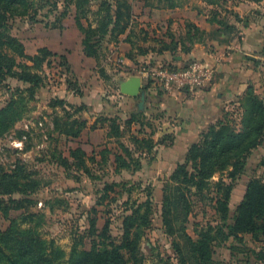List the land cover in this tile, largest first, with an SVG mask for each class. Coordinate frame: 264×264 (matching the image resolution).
Wrapping results in <instances>:
<instances>
[{
	"label": "rangeland",
	"instance_id": "rangeland-1",
	"mask_svg": "<svg viewBox=\"0 0 264 264\" xmlns=\"http://www.w3.org/2000/svg\"><path fill=\"white\" fill-rule=\"evenodd\" d=\"M91 1L94 13H88V17L95 26L98 17L96 11L102 0ZM76 2L77 0H73L68 8V14L60 19L62 8L59 6L58 9H53L46 1L42 3L44 8L39 10L34 20H29V17L22 13L8 14L9 17L0 30V35L8 44L7 48L4 46V51L0 52L15 59V69L22 71L23 67L19 65L27 64L44 76V81L34 87L14 76H7L0 81V108L10 101L17 100L22 112L21 118L0 134V177L4 173H11L17 164H22L26 167V172L30 173L32 180L37 183L35 191L29 195L32 202L28 203L26 208L12 209L8 217L0 210V237L9 233L30 240L34 234L35 238L41 239L47 246L53 242L56 255L61 261L69 259L74 243L79 244L77 250L81 252H90L93 245L102 248L109 240L121 244L122 221L124 214L128 213L125 211L124 202L129 197L130 201H133L147 193L144 189L147 183L142 185L138 183L140 173L143 171L121 173L109 167L105 168L102 156L99 155L97 158L95 155L94 159H89L76 151V147L85 144V141L67 138L58 133L55 121L59 118L58 126L62 128V123L68 122L64 119L67 112L74 114L75 118H82L83 115L101 120L105 115V108L97 111L93 110L95 106L92 104H89L90 106L73 104L75 108L56 104V99L69 102L68 95L71 91L75 93L72 89L68 90V80L79 86L76 73L73 71L69 73L59 64L61 60L54 56H50L49 61L47 63L44 61L39 68H35L34 61L28 58L38 54L40 48L47 47L44 44H53L54 41L59 42L62 39L60 32L63 27L65 28L63 21L68 25H77ZM101 45L102 52L97 65L104 71L105 41ZM17 49L22 50L23 54H19L20 51ZM102 76L105 81V72ZM94 80L92 74L86 83L91 82L90 86L93 87ZM251 85L264 101V73L258 84ZM81 86L80 84L78 88L81 89ZM78 95L79 93H75V96ZM100 95L105 103V89ZM81 105L84 106L77 112L76 107ZM22 140V145L17 146L16 143ZM86 144L89 149L88 155H92L91 145ZM73 150L76 152L75 159L71 153ZM263 156L264 141L253 150L244 173L235 181L226 218L214 208L216 202L211 193L215 187L212 183L209 182L203 196L191 197L192 210L184 222L188 237L198 242L207 231L214 236V229L219 225L224 226L227 231L226 226L233 223L235 209L241 201L248 181L254 176L264 180V169L261 166ZM66 158L69 160L65 161ZM163 171L158 177L155 176V179L152 178L154 188L151 187L155 192L153 209L147 219L142 221L143 228L136 246L138 256L142 264H200L193 254V245L187 241L184 232L166 231L160 208L164 179L169 169ZM227 175V171L218 172L210 181H217L221 177L230 181ZM158 180L160 184L157 183ZM105 181L116 182L118 185L115 192H110L111 198L101 201L99 199L104 193ZM0 197L8 196L0 194ZM13 197L21 198L22 195L15 193ZM113 197L116 199L112 200ZM25 214L33 216L30 221H22L21 218ZM11 220L17 222L13 224ZM106 222H109L110 239L102 237V229ZM214 237L218 239L211 242V264H264L263 240L254 239L251 234H245L240 239L219 237L217 233ZM133 247L122 249L128 263L132 262L133 255L130 250ZM48 248L50 247H45L46 250Z\"/></svg>",
	"mask_w": 264,
	"mask_h": 264
},
{
	"label": "trees",
	"instance_id": "trees-1",
	"mask_svg": "<svg viewBox=\"0 0 264 264\" xmlns=\"http://www.w3.org/2000/svg\"><path fill=\"white\" fill-rule=\"evenodd\" d=\"M44 1L49 3L53 9L62 8L60 18L68 14V8L73 3V0H0V30L7 21L10 15L25 14L29 20H34L39 10L44 8ZM165 1L171 6L180 4L184 0H158ZM216 4L220 0H208ZM259 1V0H254ZM41 4V5H40ZM225 9V8H224ZM76 24L82 31L83 38L81 44L85 53L88 56L99 59L101 55V44L103 41H117L119 36L126 32L132 25L133 8L130 0H102L99 8L96 11L98 17L96 25L93 26L89 20L88 13H94L93 3L91 0H77L76 2ZM211 21L218 23L221 30L225 33H233L236 31V26L222 18L219 9L212 10ZM238 21H242L238 15H235ZM85 20V22L83 21ZM60 21V20H59ZM189 34L187 39L193 41V38H202L204 32L193 23H187ZM194 32L193 35L191 32ZM4 46L7 48L3 37L0 35V51H4ZM189 50V47H185ZM7 49H5L6 51ZM19 54H23L22 50ZM142 51V50H140ZM50 56L59 58V64L66 68L69 73H72L67 57L64 54H58L51 51L48 47L39 49L38 54L29 56L28 58L34 61L35 68L42 66L44 61L47 63ZM16 61L13 57H8L5 53L0 52V81L7 76H14L18 79L29 83L31 86L40 85L44 81L42 73L33 70L27 64H21L22 71L15 69ZM104 73V71H102ZM69 89L75 93L81 94L76 83L68 80ZM78 90V91H77ZM77 91V92H76ZM56 104L63 107H74L73 104L64 99H56ZM84 105L76 107L79 112ZM237 109L227 111L224 118L219 119L216 123L211 124L204 130L200 138L191 144L186 154L185 160L179 163L173 173L164 181L162 205V219L166 231L169 233L177 230L184 232L187 241L193 245V254L200 264H211V242L218 239L214 236L229 238H241L245 234H251L254 239L264 241V180L260 177H252L246 186V190L242 200L238 203L233 218V223L226 226H217L214 236H211L210 231H207L199 239L198 242L193 241L185 233V225L187 215L192 210V196H203L204 192L209 187V184L215 187L212 191V196L216 202L215 210L225 217L229 212V201L232 195L236 179L242 175L247 167L248 158L259 145L264 141V101L256 93L253 85H249L245 93L239 99ZM140 114L132 115L131 119L125 122V126H129ZM19 101L13 100L0 108V134L7 131L10 126L21 118ZM65 120L68 122L62 123V128L58 126L59 118L56 119L58 133L65 135L67 138L77 139L80 137L81 131L88 126V120L81 117H74V114L67 112ZM61 120H63L61 118ZM96 121L102 123L108 122L109 135L119 139L123 136L125 129L121 128L122 121L119 114L105 116ZM75 125V126H74ZM96 123L92 125L95 127ZM76 129H74V127ZM73 127V129H72ZM132 141L137 146H144L147 150L153 147V140L143 138L139 140L132 137ZM118 147L121 152L115 154L116 166L114 171L122 169L128 171H136L141 168L139 157L133 154V151L123 142H118ZM77 152H81L82 156L89 159H94L95 153H88L78 145ZM72 155L76 158V152L73 150ZM98 155L102 156L103 161L107 159L105 148ZM69 159L66 158L65 161ZM261 166L264 169V156L261 161ZM227 171L228 179L221 177L217 181L211 182L210 179L214 174ZM210 182V183H209ZM118 183H109L105 181L103 195L99 200L105 201L111 198L110 192H115ZM140 185H142L140 183ZM37 183L32 180L30 173L26 172V167L22 164H17L11 173H4L0 177V194L8 197H0V210L8 217L12 209L26 208L27 204L32 202L29 195L35 191ZM146 198L141 200L140 197L130 201V197L125 201V211L122 225L123 234L121 244L113 240H109L102 248L93 245L90 252H81L77 250L78 243H74L70 257L67 261H61L54 248L53 242L48 246L41 240L33 237L28 239L19 238L16 235L9 233L3 234L0 237V264H142L141 258L138 256L136 248L141 230L142 222L147 216L152 213L153 209V188L150 184L146 187ZM19 193L21 198L13 197V194ZM203 198V197H202ZM116 198H112L115 200ZM32 215L25 214L21 218L22 221H30ZM17 222L11 220V223ZM93 226L95 220H92ZM102 237L110 239L109 222L105 223L102 229ZM32 234V233H29ZM44 243V245H42ZM133 255L132 262L128 263L122 252L123 248H130ZM45 247H50L47 250ZM180 251L182 249L177 245ZM49 250V251H48Z\"/></svg>",
	"mask_w": 264,
	"mask_h": 264
},
{
	"label": "crops",
	"instance_id": "crops-1",
	"mask_svg": "<svg viewBox=\"0 0 264 264\" xmlns=\"http://www.w3.org/2000/svg\"><path fill=\"white\" fill-rule=\"evenodd\" d=\"M130 1L133 8L131 27L117 41L105 43V81L103 68L97 65L98 59L84 51L77 25L63 21L62 39L44 46L54 53L66 55L79 86L82 85L78 96L68 89L71 94L67 100L71 104H92L93 110L97 111L105 108V116L118 113L121 128H126L123 136L117 139L109 135L108 122L82 115L83 119L89 118L88 126L79 137L85 141L82 148L88 153L86 143H89L91 153L97 158L105 148V168L114 169L115 154L121 152L118 142L125 143L141 162V168L135 171H143L138 183H147L154 188L152 178L169 169L164 181L168 179L176 166L184 162L189 147L201 133L224 118L227 111L237 109L248 86L258 84L264 73V0H220L216 4L208 0H184L174 6L158 0ZM213 9H219V15L235 25L236 31L227 34L218 23L211 21ZM189 22L204 32L202 38H193L192 42L187 39ZM191 58L203 59L215 68L214 80L196 94L168 93L153 85L142 72L143 68L153 69L165 64L182 66ZM92 74L95 78L93 87L91 82L86 83ZM136 77L141 79V91L144 92L142 107L140 94L132 96L124 91L126 82ZM104 89L105 103L100 97ZM136 112H140L138 117L125 126ZM132 137L139 140L150 137L152 149L137 146ZM127 171L122 169L121 173ZM144 198L145 195L140 196L141 200Z\"/></svg>",
	"mask_w": 264,
	"mask_h": 264
},
{
	"label": "built area",
	"instance_id": "built-area-1",
	"mask_svg": "<svg viewBox=\"0 0 264 264\" xmlns=\"http://www.w3.org/2000/svg\"><path fill=\"white\" fill-rule=\"evenodd\" d=\"M142 72L153 85L160 86L168 93L182 91L196 94L205 89L215 78V68L199 58H191L182 66L165 64L153 69L143 68ZM22 143L23 140L16 145L21 146Z\"/></svg>",
	"mask_w": 264,
	"mask_h": 264
},
{
	"label": "water",
	"instance_id": "water-1",
	"mask_svg": "<svg viewBox=\"0 0 264 264\" xmlns=\"http://www.w3.org/2000/svg\"><path fill=\"white\" fill-rule=\"evenodd\" d=\"M125 93H128L132 96L141 95L140 107H142L144 102V92L141 91V79L139 77L129 79L124 85Z\"/></svg>",
	"mask_w": 264,
	"mask_h": 264
}]
</instances>
